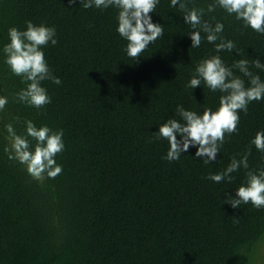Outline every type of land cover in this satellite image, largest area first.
I'll list each match as a JSON object with an SVG mask.
<instances>
[{"label": "trees", "instance_id": "obj_1", "mask_svg": "<svg viewBox=\"0 0 264 264\" xmlns=\"http://www.w3.org/2000/svg\"><path fill=\"white\" fill-rule=\"evenodd\" d=\"M209 3L188 0V7L202 9V21L223 23L219 35L235 45L219 53L226 65L264 62V34L222 9L208 12ZM117 11L68 0H0V48L10 27H55L57 44L45 46L44 55L61 79L43 81L51 103L31 108L16 101L25 84L0 56V96L8 97L0 111V264H264V209L225 203L246 170L230 182L207 179L249 148L252 170L264 162V152L249 143L264 130V99L240 112L216 161L193 158L194 148L164 160L167 141L151 134L175 117L177 105L198 114L218 107L219 91L186 86L196 63L216 54L214 46L202 39L190 48L193 29L183 11L160 0L150 15L163 33L133 60L115 30ZM25 120L63 130L55 178H32L3 151L11 144L4 125L23 134Z\"/></svg>", "mask_w": 264, "mask_h": 264}, {"label": "clouds", "instance_id": "obj_2", "mask_svg": "<svg viewBox=\"0 0 264 264\" xmlns=\"http://www.w3.org/2000/svg\"><path fill=\"white\" fill-rule=\"evenodd\" d=\"M73 3L85 9H117L115 30L126 42L123 51L133 60L163 33L162 25L153 22L150 15L160 0H68L69 5ZM169 7L182 10L183 22L193 29L187 34L190 48L200 47L203 39L213 44L216 53L196 63L186 86L193 90L203 83L210 92L219 91L221 95L216 110L205 108L202 114L177 105L175 117L167 119L151 135L157 140L167 141L164 160H178L189 148H194L192 157L210 164L216 161L225 134L237 130L240 112L246 113L252 101L264 99V79L252 71L254 67L264 72V62L259 59H239L231 66L226 65L219 53L230 52L235 45L232 40L219 35L224 30L223 23L217 21L213 25L202 21L203 10L189 8L188 0H169ZM217 8L241 21L244 27L264 34V0H211L207 11L213 12ZM25 25L23 30L16 27L8 29V42L0 48V56L8 71L20 77L25 84L15 93L16 101L39 110L51 103V97L42 82L61 84V79L53 74L44 55L45 46L57 44L56 29L31 21H26ZM201 32L205 34L203 37ZM217 40L220 42L216 43ZM234 70L240 75H236ZM242 77L247 78V86ZM7 103L8 97L0 96V111L4 110ZM4 130L11 138V144L3 151L9 159L23 165L32 178H55L62 171L55 159L64 150L62 129L54 131L47 125L37 127L32 120H25L23 134L16 132L13 123L5 124ZM249 143L257 151L264 152V130L257 131ZM250 151L249 148L243 154L233 156L222 171L207 177L214 183L230 182L234 178L233 173L246 170L245 181L234 190L235 194L225 196V203L233 209L239 208L241 204L264 209V162L252 170L248 161Z\"/></svg>", "mask_w": 264, "mask_h": 264}]
</instances>
